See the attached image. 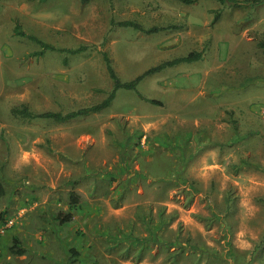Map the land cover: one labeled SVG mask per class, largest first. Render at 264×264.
<instances>
[{
    "label": "rangeland",
    "instance_id": "1",
    "mask_svg": "<svg viewBox=\"0 0 264 264\" xmlns=\"http://www.w3.org/2000/svg\"><path fill=\"white\" fill-rule=\"evenodd\" d=\"M240 1L0 0V264H264V0ZM16 23L89 49L37 56ZM100 49L122 81L201 57L139 82L161 105L118 89L64 122L12 112L102 101L113 84ZM149 231L170 246L141 240Z\"/></svg>",
    "mask_w": 264,
    "mask_h": 264
},
{
    "label": "trees",
    "instance_id": "2",
    "mask_svg": "<svg viewBox=\"0 0 264 264\" xmlns=\"http://www.w3.org/2000/svg\"><path fill=\"white\" fill-rule=\"evenodd\" d=\"M89 1L90 0H81L82 3H87ZM176 1H178L180 3H184V4H193L199 0H176ZM215 1L219 2L222 5H229L231 7H242L245 5V3H243V1H240V0H215ZM110 23H111V27H114V26L131 27V28L140 30V31L147 33V34L158 32V31L165 30V29H178V28H180L179 25H175V24H171V25H167V26H151L149 28H143L139 23H137L134 20H118V21H115L112 19ZM14 33L19 35V36L26 37V38L34 41L35 43H37L40 47V50L34 53L37 56H42L43 53L47 50H54V51L62 52L66 55H74V54H77V53H80V52H83V51L89 49V46H86V45H81V46H78L76 48H59V47H56L52 44H49V43L37 38L36 36H34L32 34L25 32L18 23H16L14 26ZM103 44H104V42L101 43V45H103ZM257 45L263 50V53H264V39L258 40ZM94 48H96V47H94ZM100 52H101L102 58L105 62L108 75L111 78L112 84H113L111 91L102 101H100L96 104L90 105V106H86V107H82V108H79L76 110L68 111L66 113L56 112V111H44V112H39V113H32L25 106H22L19 108H14L12 110V112L14 114H16L22 118H26V119L45 118V119H51V120H54L57 122H64V121H67L70 119H74L76 117L89 116V115L98 113V112L102 111L103 109L107 108L111 104V102L113 101L118 89L133 90L141 99H143V100H145L151 104L161 105V102L159 100L147 99L140 94V92L137 89V85L139 84V82L143 78H145L146 76L153 74L157 71H160L166 67H171V66H174V65H177L180 63H185V62L189 63V62L198 60L201 57V51H190L186 55L179 56V57H176V58H173L170 60H166V61L161 62L155 66H152L129 81H122L118 77L116 72L114 71V69L111 65V61H110V58L108 56L107 51L100 49ZM3 194H4V189H3L2 184L0 183V198L3 196ZM69 198H70L71 203L76 202L77 197L74 193H70ZM56 219L59 223L68 222L71 219V214L69 212H60L56 215ZM151 237H153V238H151ZM149 238H151L150 240H152L154 242H160L163 245H168V243H169L168 241L161 240L160 237L158 239L156 232H154V231H149V235H147L146 237H144L141 240L147 241L145 239H149ZM168 246H170V243Z\"/></svg>",
    "mask_w": 264,
    "mask_h": 264
}]
</instances>
